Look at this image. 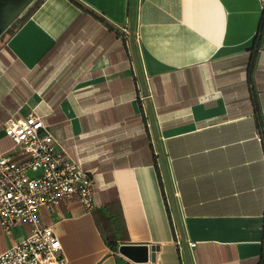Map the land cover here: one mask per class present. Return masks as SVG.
Returning a JSON list of instances; mask_svg holds the SVG:
<instances>
[{"label": "crops", "instance_id": "crops-1", "mask_svg": "<svg viewBox=\"0 0 264 264\" xmlns=\"http://www.w3.org/2000/svg\"><path fill=\"white\" fill-rule=\"evenodd\" d=\"M78 1L33 0L0 35V153L34 111L93 177L90 212L40 210L69 264H260L264 0ZM29 232L0 225V253Z\"/></svg>", "mask_w": 264, "mask_h": 264}, {"label": "built area", "instance_id": "built-area-1", "mask_svg": "<svg viewBox=\"0 0 264 264\" xmlns=\"http://www.w3.org/2000/svg\"><path fill=\"white\" fill-rule=\"evenodd\" d=\"M5 132L13 146L0 153V225L11 234L27 223L30 232L0 253V264H69L57 232L43 224L40 210L76 198L90 212L92 174L69 157L42 114L10 118ZM176 243L182 248L180 239Z\"/></svg>", "mask_w": 264, "mask_h": 264}, {"label": "water", "instance_id": "water-1", "mask_svg": "<svg viewBox=\"0 0 264 264\" xmlns=\"http://www.w3.org/2000/svg\"><path fill=\"white\" fill-rule=\"evenodd\" d=\"M32 1L33 0H0V18H4L3 24L0 25V35L24 11V9ZM134 9H135V3H134ZM134 15H135V10L133 12V20H134ZM123 250L137 259L145 258L144 248L124 246Z\"/></svg>", "mask_w": 264, "mask_h": 264}, {"label": "trees", "instance_id": "trees-1", "mask_svg": "<svg viewBox=\"0 0 264 264\" xmlns=\"http://www.w3.org/2000/svg\"><path fill=\"white\" fill-rule=\"evenodd\" d=\"M75 3L79 4L82 6V3L79 2L78 0H73ZM80 23V21L78 20L77 22H75L73 24V26L66 32V34H64L56 43L55 45L45 54V56L41 59V64L44 65L46 63L49 62V60L53 57V55L55 54L57 48L60 46V44L62 43V41L69 35V33L72 31V29H75L78 24ZM18 26V25H17ZM12 30L14 31L16 29V27ZM264 35V8H263V14L261 17V22L259 25V29L256 35V41L257 44L258 42H260L263 38ZM255 53V52H254ZM254 65H255V54H253L252 58H251V63H250V72H249V81L252 83L253 82V70H254ZM260 264H264V253L261 259Z\"/></svg>", "mask_w": 264, "mask_h": 264}, {"label": "flooded vegetation", "instance_id": "flooded-vegetation-1", "mask_svg": "<svg viewBox=\"0 0 264 264\" xmlns=\"http://www.w3.org/2000/svg\"><path fill=\"white\" fill-rule=\"evenodd\" d=\"M17 19V18H16ZM16 19L8 26V28L16 21ZM4 22V18H0V25H2ZM7 28V29H8Z\"/></svg>", "mask_w": 264, "mask_h": 264}]
</instances>
